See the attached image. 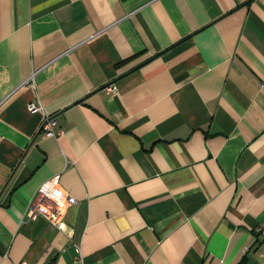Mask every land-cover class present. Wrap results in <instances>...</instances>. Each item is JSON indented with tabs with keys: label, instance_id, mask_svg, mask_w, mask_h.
Segmentation results:
<instances>
[{
	"label": "crops",
	"instance_id": "obj_1",
	"mask_svg": "<svg viewBox=\"0 0 264 264\" xmlns=\"http://www.w3.org/2000/svg\"><path fill=\"white\" fill-rule=\"evenodd\" d=\"M257 226L264 0H0V264H264Z\"/></svg>",
	"mask_w": 264,
	"mask_h": 264
},
{
	"label": "built area",
	"instance_id": "obj_2",
	"mask_svg": "<svg viewBox=\"0 0 264 264\" xmlns=\"http://www.w3.org/2000/svg\"><path fill=\"white\" fill-rule=\"evenodd\" d=\"M110 90V87H106ZM28 111H34L38 109V106L33 102H29L26 105ZM56 120L54 117L44 118L40 125L39 130L46 136H53L58 134L59 130L54 131ZM76 203V199L62 191L57 185L56 176L41 183L31 196L26 211V217L33 219L35 217L43 218L48 224L61 228L63 225V213L71 205ZM255 232L264 237V228L255 227ZM20 264H25L21 262Z\"/></svg>",
	"mask_w": 264,
	"mask_h": 264
},
{
	"label": "trees",
	"instance_id": "obj_3",
	"mask_svg": "<svg viewBox=\"0 0 264 264\" xmlns=\"http://www.w3.org/2000/svg\"><path fill=\"white\" fill-rule=\"evenodd\" d=\"M253 234H258L257 232H255L254 230H252ZM244 256L239 260V262L237 264H241L242 260H243Z\"/></svg>",
	"mask_w": 264,
	"mask_h": 264
}]
</instances>
